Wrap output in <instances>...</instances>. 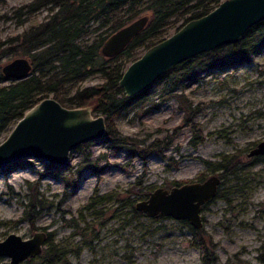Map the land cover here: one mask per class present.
<instances>
[{
    "label": "rangeland",
    "instance_id": "obj_1",
    "mask_svg": "<svg viewBox=\"0 0 264 264\" xmlns=\"http://www.w3.org/2000/svg\"><path fill=\"white\" fill-rule=\"evenodd\" d=\"M28 1L0 0V40L46 15L43 8L20 23L13 10ZM13 57L5 55L0 63ZM9 81L2 78L0 84ZM99 81L91 75L82 84ZM176 92L181 95L175 96ZM187 102L200 105L192 115L194 128L183 121ZM115 122L123 134L147 138L146 142L175 127L164 154L176 163L168 165L167 158L156 153L143 160L129 155L125 147L112 150L101 138L91 140L86 150L89 158L105 154L99 161L105 167L97 174L84 167L80 149H74L68 164L53 169H47L43 160L24 159L0 172V239L10 232L29 237L35 229H43L52 233L51 243L70 264H262L264 160L251 161L247 153L264 139V49L253 61L217 64L192 81L156 82L146 98L137 100ZM7 133L0 132V141ZM226 153H236L240 162L235 174L222 178L217 195L202 210L201 227L205 238L215 243L216 255L214 261L204 263L201 246L192 243L195 234L189 222L143 212L134 216L126 200L145 198L154 187H170L174 180H195L200 173L208 176L211 171L204 159L217 161ZM130 187L138 193L127 195ZM99 195L105 197L94 207L84 206ZM39 198L43 207L33 229L23 215L29 211L26 203ZM48 244L46 240L44 247ZM41 261L36 255L19 264ZM7 263L9 257L0 256V264Z\"/></svg>",
    "mask_w": 264,
    "mask_h": 264
},
{
    "label": "trees",
    "instance_id": "obj_2",
    "mask_svg": "<svg viewBox=\"0 0 264 264\" xmlns=\"http://www.w3.org/2000/svg\"><path fill=\"white\" fill-rule=\"evenodd\" d=\"M219 1L30 0L17 6L13 10V15L20 23L31 16L35 17L40 9L46 8L47 13L42 19L33 20L22 31L0 40V58L5 55L26 56L32 65V70L26 77L10 79L8 83L0 84V132L9 131L23 112L37 100L44 96H52L65 106L89 104L95 113H102L105 117L106 131L101 139L108 141L112 150L125 147L129 155L143 160L151 153H156L166 157L168 165L175 164L176 160L172 156L164 154V149L172 143L175 136V127L173 132L154 136L148 142H146L147 138L123 134L118 129L115 118L133 107L137 100L146 98L149 94L148 88L136 95L125 96L122 88L118 86V80L126 65L139 56L141 49L144 50L169 35L188 19L206 13ZM142 14L148 15L144 27L119 52L105 56L101 52L103 40L111 32ZM263 49L264 18L250 26L237 42L187 58L161 74L154 83L165 80L175 85L181 80L192 81L200 73L209 72L217 64L232 65L253 61L254 56ZM91 75H97L100 81L82 84ZM4 77L0 63V79ZM180 95L181 93H175L177 97ZM183 108L185 112L183 121L194 128L196 124L192 120V115L198 111L200 105L187 102L183 104ZM90 142L91 140L82 142L74 149L83 151L85 155L83 160L86 163L84 167H89L92 173L97 174L105 167L99 164V161L105 158V154L89 158L86 150ZM191 143L194 144V137L191 138ZM236 156V153H226L221 154L217 161L204 159V162L211 173L220 176L221 183L224 176L236 173L240 162ZM254 160H264V155H258ZM22 163L23 160H17L7 164L1 172ZM46 164L47 169L58 167L53 163L46 162ZM44 173L41 172V175ZM205 176L204 173H200L199 178ZM38 182L39 179L34 181V186ZM27 183L32 184L30 181ZM171 183L178 184L180 181L174 180ZM125 192L130 195L137 190L130 187ZM104 197V195L91 197L84 206L92 208ZM126 203L131 205L134 216L142 213L135 209V202L132 200L127 199ZM26 206L29 207V211H24L23 218L28 220L33 229L37 228L34 221L43 207L42 199L39 198L37 201L30 199ZM182 220L187 222L185 219ZM190 228L195 234L192 243L202 248L203 262L214 261L215 243L210 237L205 238L202 227L190 226ZM47 242L48 246L38 254L42 260L41 264H70L57 245L49 240ZM54 250L55 252H52Z\"/></svg>",
    "mask_w": 264,
    "mask_h": 264
},
{
    "label": "water",
    "instance_id": "obj_3",
    "mask_svg": "<svg viewBox=\"0 0 264 264\" xmlns=\"http://www.w3.org/2000/svg\"><path fill=\"white\" fill-rule=\"evenodd\" d=\"M264 18V0H220L206 13L190 18L169 35L145 48L123 70L118 86L125 96L148 89L175 64L225 44L237 42L253 24ZM148 19L142 14L111 32L102 42L101 52L112 56L140 31ZM32 70L30 59L15 56L1 64L5 79H21ZM106 131L105 117L91 105L65 106L52 96H44L27 108L0 141V172L17 160L36 158L60 167L69 163L71 151L80 143L100 139ZM264 139L248 151L263 154ZM221 178L211 173L203 179L184 181L170 187L156 186L147 197L136 200L135 209L148 216L167 215L185 219L195 228L203 221V205L217 193ZM47 232L35 229L31 236L10 232L0 239V256L10 264L41 253ZM264 264V248L260 254Z\"/></svg>",
    "mask_w": 264,
    "mask_h": 264
},
{
    "label": "flooded vegetation",
    "instance_id": "obj_4",
    "mask_svg": "<svg viewBox=\"0 0 264 264\" xmlns=\"http://www.w3.org/2000/svg\"><path fill=\"white\" fill-rule=\"evenodd\" d=\"M258 155H264V153L263 154H253V155H248V156H250L251 161H257V160H254V158L257 157ZM197 179L200 180V178H197ZM51 235H52L51 232H47V238H46V240H49V242H51V238H52Z\"/></svg>",
    "mask_w": 264,
    "mask_h": 264
}]
</instances>
